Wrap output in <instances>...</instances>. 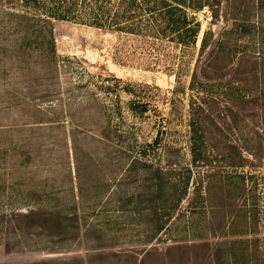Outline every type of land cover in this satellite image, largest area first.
Wrapping results in <instances>:
<instances>
[{"label":"rangeland","instance_id":"1","mask_svg":"<svg viewBox=\"0 0 264 264\" xmlns=\"http://www.w3.org/2000/svg\"><path fill=\"white\" fill-rule=\"evenodd\" d=\"M211 3L187 9L201 25L193 46L55 22L52 67L38 56L0 54V264H245L233 257L237 239L254 242L264 264L262 159L243 150L245 178L234 180L243 191L205 193L217 183L214 172L233 170L212 147L223 137L206 135V151L194 155L189 127L201 98L192 76L207 57L221 44L251 55L264 48V0ZM234 64L230 74L244 66ZM248 81L252 89L264 82V65ZM240 105L241 129L258 132L264 149V103ZM158 168L162 181L187 193L156 234L150 198L159 192Z\"/></svg>","mask_w":264,"mask_h":264},{"label":"trees","instance_id":"2","mask_svg":"<svg viewBox=\"0 0 264 264\" xmlns=\"http://www.w3.org/2000/svg\"><path fill=\"white\" fill-rule=\"evenodd\" d=\"M212 4L211 0H0V27L5 28L2 32L5 34V43L1 46L0 54L10 52L11 57L22 60L38 56L43 65L52 67L57 60L55 22H74L140 38L168 41L181 47L193 46L200 35L201 25L188 15L187 9L193 6L199 11L206 7L211 8ZM210 35L206 33L202 40L201 52L204 54L210 47ZM245 37L246 34H241L235 41ZM261 43L263 46L264 39ZM220 46L192 76L190 89L196 90L201 98L191 104L189 127L194 155L201 156L206 151L207 146L203 139L206 135L214 137L211 141L218 137L224 138L225 142H219L220 146L212 147L221 150L227 166L233 170V175L227 173L223 177L214 172L212 176L218 178L217 183L207 186L205 193H211L216 186L220 189L226 188L224 185L234 186L239 192L245 189L243 185L234 183L236 179L245 178L239 172V169L244 168L243 150L250 152L253 158L262 159L264 180V149L255 136L261 137L255 131L246 136L241 129L244 119L237 113L240 104L253 101L264 103V82L253 89L247 84L251 75L258 71L260 64L264 65V48L258 55H251V52L240 51L237 46ZM235 60L244 63V66L236 68V74H230L235 70ZM231 75L233 77L226 80ZM221 101L224 102L223 106ZM232 133L236 140L229 139ZM242 140L244 144L240 146L238 143ZM155 174L159 180L156 186L159 192L154 197L151 196L150 201L153 205L152 218L157 225L155 233L158 234L167 227L165 219L170 220L173 216L172 203H178L187 190L183 188L180 192L175 183L164 181V178L162 181L161 177L165 174L163 170L158 168ZM78 191L81 192L79 189ZM202 191L197 189L199 197L203 194ZM165 194L170 195L168 199L164 198ZM242 218L245 221L242 224L247 226V215ZM66 219L68 218L56 217L54 222L60 224ZM251 243L248 239L232 241L231 249L236 261L242 259L245 264H259V248L252 247L254 242L252 245Z\"/></svg>","mask_w":264,"mask_h":264}]
</instances>
